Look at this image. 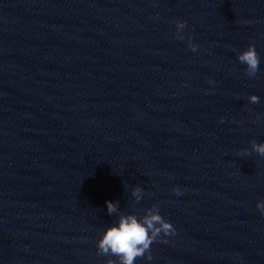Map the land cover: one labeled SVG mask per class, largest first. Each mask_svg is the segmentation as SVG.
I'll list each match as a JSON object with an SVG mask.
<instances>
[{
	"label": "clouds",
	"instance_id": "clouds-1",
	"mask_svg": "<svg viewBox=\"0 0 264 264\" xmlns=\"http://www.w3.org/2000/svg\"><path fill=\"white\" fill-rule=\"evenodd\" d=\"M176 38L184 39L183 29L187 27L186 21L177 20ZM188 47L191 51L196 52L198 45L192 43L191 37L188 38ZM238 61L245 65V74L249 78H255L257 72L260 70L261 58L256 51L255 44H249L246 49L240 51L237 55ZM209 83L213 81L209 80ZM252 104H258L260 98L252 94L248 97ZM223 122V118H221ZM251 151L255 152L261 157H264V142H257L252 140ZM243 155H250L248 149L243 150ZM175 195H183L179 187L173 189ZM131 195L139 202L144 193L142 189L137 186L132 189ZM107 212L109 215L116 214L118 216L117 222L107 227L102 236L97 241V252L101 256L115 257L116 259H108L107 264H135L138 258H146L152 260L151 245L156 242L161 235L164 237L176 234L174 225L167 221L160 213L157 204L145 209L143 216L138 217L135 213H122L119 210L118 202L106 201ZM260 214L264 216V200L257 202L256 205ZM161 242L167 243L164 239Z\"/></svg>",
	"mask_w": 264,
	"mask_h": 264
}]
</instances>
